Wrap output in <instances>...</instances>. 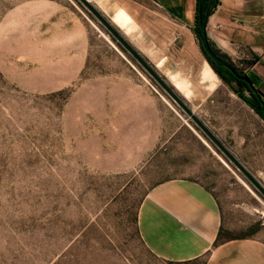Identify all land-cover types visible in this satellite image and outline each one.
<instances>
[{"label":"rangeland","instance_id":"obj_1","mask_svg":"<svg viewBox=\"0 0 264 264\" xmlns=\"http://www.w3.org/2000/svg\"><path fill=\"white\" fill-rule=\"evenodd\" d=\"M196 36L171 71L181 97L257 176L264 120ZM173 178L211 191L226 237L264 240V198L79 1L0 0V264H203L164 261L139 238L143 197Z\"/></svg>","mask_w":264,"mask_h":264},{"label":"crops","instance_id":"obj_2","mask_svg":"<svg viewBox=\"0 0 264 264\" xmlns=\"http://www.w3.org/2000/svg\"><path fill=\"white\" fill-rule=\"evenodd\" d=\"M87 1L157 72L170 75L171 82L165 81L180 97L181 92L189 93L171 71L180 69L187 39L196 33L195 0ZM205 34L210 47L242 66L240 69L254 78L263 93L264 0H218L206 19ZM203 74L213 76L207 64ZM254 149L261 155L260 145ZM263 162L258 175H253L264 184ZM221 219L219 204L210 190L194 180L173 178L155 184L143 197L136 228L143 245L164 261L188 262L203 257V264H264V240L259 237H230L214 244Z\"/></svg>","mask_w":264,"mask_h":264},{"label":"water","instance_id":"obj_3","mask_svg":"<svg viewBox=\"0 0 264 264\" xmlns=\"http://www.w3.org/2000/svg\"><path fill=\"white\" fill-rule=\"evenodd\" d=\"M89 11L97 22L103 26L107 33L113 40L120 45L136 62V64L143 70V72L158 86L169 99L178 107V109L189 119L193 127L200 132L202 137L223 157L224 161L235 168L241 177L250 185V187L264 198V184L259 181L252 173H250L234 156L233 154L212 134L206 125L192 112L187 103L179 96V94L165 81V79L136 51H134L118 33V31L110 25V23L87 1L77 0ZM208 13H205L197 20L198 41L201 51L215 66H222L228 69L231 73H235L232 65L217 55L210 47L206 34L205 22ZM241 80L247 82L245 77ZM248 83V82H247Z\"/></svg>","mask_w":264,"mask_h":264},{"label":"trees","instance_id":"obj_4","mask_svg":"<svg viewBox=\"0 0 264 264\" xmlns=\"http://www.w3.org/2000/svg\"><path fill=\"white\" fill-rule=\"evenodd\" d=\"M218 0H195V19L196 22L199 17H202L205 13L208 15L212 12V10L217 5ZM196 33L198 35L199 30L196 28ZM213 50V49H212ZM214 51V50H213ZM215 52V51H214ZM216 53V52H215ZM217 54V53H216ZM219 55V54H217ZM226 61H228L235 70V73H231L228 69L222 66H215L207 57L206 60L210 64L211 68L217 73V75L222 79V81L227 84H234L232 90L236 93V95L252 110L254 114H256L260 119L264 120V101L262 99V93L255 85L254 78L250 75H246L237 65L230 62L228 59L219 55ZM241 77H245L247 82L241 80ZM258 224H255V228H257ZM254 228V229H255ZM249 233L238 236V237H248ZM230 237H226L224 234V230L219 227L214 244L223 241Z\"/></svg>","mask_w":264,"mask_h":264},{"label":"built area","instance_id":"obj_5","mask_svg":"<svg viewBox=\"0 0 264 264\" xmlns=\"http://www.w3.org/2000/svg\"><path fill=\"white\" fill-rule=\"evenodd\" d=\"M262 99H263V101H264V92L262 93Z\"/></svg>","mask_w":264,"mask_h":264}]
</instances>
